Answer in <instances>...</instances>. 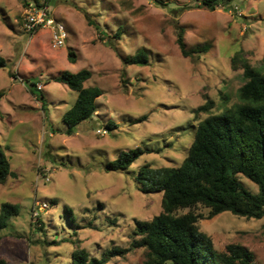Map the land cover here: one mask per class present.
Wrapping results in <instances>:
<instances>
[{
	"label": "rangeland",
	"instance_id": "rangeland-1",
	"mask_svg": "<svg viewBox=\"0 0 264 264\" xmlns=\"http://www.w3.org/2000/svg\"><path fill=\"white\" fill-rule=\"evenodd\" d=\"M44 2L67 27L64 47H52L49 29L31 33L24 26L28 5ZM198 3L0 0V55L7 60L0 68V150L14 173L0 183V214L4 203L19 207L0 229V258L7 264H71L76 251L100 258L113 248L129 250L106 264H147L145 249L133 247L140 238L135 221L161 213L163 194L140 189V167L180 165L199 122L239 102L245 79L240 58L233 65L236 54L264 70V0H238L215 10ZM181 28L188 49L209 50L184 56L177 41ZM141 49L147 64H124L122 56ZM83 69L92 71L85 86L99 87L102 95L95 116L68 135L63 115L78 93L53 78ZM207 96L212 108L196 112ZM136 147L150 152L127 170H105L122 151ZM36 200L49 204L38 219ZM195 210L205 215L199 226L219 252L241 244L256 264H264V218L229 211L206 218L207 208Z\"/></svg>",
	"mask_w": 264,
	"mask_h": 264
},
{
	"label": "trees",
	"instance_id": "trees-1",
	"mask_svg": "<svg viewBox=\"0 0 264 264\" xmlns=\"http://www.w3.org/2000/svg\"><path fill=\"white\" fill-rule=\"evenodd\" d=\"M198 1L199 7L215 10L220 5L238 0ZM46 2L42 4L46 5ZM120 32L122 30L117 33L119 38L122 36ZM177 41L186 57L198 56L210 48L204 45L188 49L183 28ZM68 56L75 59L73 52ZM238 58L242 62L245 79L238 89L239 102L199 122L189 153L180 165L156 168L144 164L139 169L137 182L140 189L145 193L163 194L161 213L150 220L135 221V234L140 238L133 247L145 249L147 264H256L253 253L241 244H229L226 252H219L212 237L199 226L205 215L195 210L200 205L207 208L206 218L226 211L246 218H264V70L252 66L249 59L240 53L233 58L234 67ZM122 59L124 64L145 65L149 61L144 49L134 56H122ZM6 65L7 60L0 55V68ZM10 76L16 78L17 75L11 72ZM91 77L92 71L83 69L64 71L53 78L78 93L75 103L63 115L68 135L75 134L78 126L92 119L97 112V99L102 90L85 86ZM3 95L0 92V98ZM41 98L45 103L44 95ZM206 98V103L196 108V112H208L212 108L213 100ZM114 126L110 123L108 128L113 130ZM148 152L141 147L122 151L106 164L105 170H127ZM12 175L9 157L0 150V183H5ZM240 176L254 182L259 191L255 193L248 189ZM184 209L189 211L180 213ZM18 210L16 204L2 205L0 229L8 226L9 219ZM67 213L70 214L69 209ZM127 250L113 248L100 258L90 256L85 250L76 251L71 264H106L113 255ZM0 264H7V261L0 258Z\"/></svg>",
	"mask_w": 264,
	"mask_h": 264
},
{
	"label": "built area",
	"instance_id": "built-area-1",
	"mask_svg": "<svg viewBox=\"0 0 264 264\" xmlns=\"http://www.w3.org/2000/svg\"><path fill=\"white\" fill-rule=\"evenodd\" d=\"M28 8L24 24L27 32L33 33L40 29H49L52 47L55 49L64 47L69 36L67 27L56 18L49 6L29 4ZM48 208L49 204L47 202L36 200L33 205V217L38 219L41 213Z\"/></svg>",
	"mask_w": 264,
	"mask_h": 264
}]
</instances>
